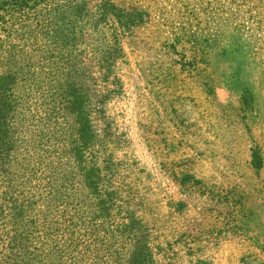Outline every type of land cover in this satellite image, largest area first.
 <instances>
[{
  "label": "rangeland",
  "instance_id": "1",
  "mask_svg": "<svg viewBox=\"0 0 264 264\" xmlns=\"http://www.w3.org/2000/svg\"><path fill=\"white\" fill-rule=\"evenodd\" d=\"M52 7L46 26L0 10V77L18 47L28 75L45 73L32 52L51 34L57 76L51 91L15 89L0 251L15 243L39 264H124L134 250L138 264H264V0ZM57 170L70 173L51 202Z\"/></svg>",
  "mask_w": 264,
  "mask_h": 264
},
{
  "label": "trees",
  "instance_id": "2",
  "mask_svg": "<svg viewBox=\"0 0 264 264\" xmlns=\"http://www.w3.org/2000/svg\"><path fill=\"white\" fill-rule=\"evenodd\" d=\"M53 3L54 0H0V10L6 8L5 10L8 14H11L10 17L13 19V15L15 14L21 17L24 15L26 19H34L36 23L39 21V19H41V21L44 23L43 26H46L47 24L49 25L51 23L49 17L54 10V7H52ZM52 36L53 35L51 34V41L49 42V44L52 43L51 47L44 49L43 46H39L38 55L32 52L35 57L39 58L38 61L44 60L47 63H45L44 66L45 68H48V70L42 75L38 76L34 73L28 75L30 72L28 68L33 62H31L30 65L24 70V68L29 63L23 64L24 53L16 44H13V49L14 47L18 48L14 50V52L11 51L10 56L7 58L9 63L3 70L1 74L2 77H0V159L8 158L10 152L8 148H13L14 146L12 135L13 128L11 125L13 126L14 124L13 119L16 114L15 112L17 104L20 102L18 100V95L15 93V89L18 87V85H24L26 83V85L29 86L45 85L48 91H51L52 87L54 89L56 88L54 81L56 80L57 76L55 75L56 72H53L55 67L54 62L52 61L53 56L55 55L56 41L52 39ZM74 102H76V99ZM74 150L79 154L76 146ZM78 164L80 165L81 163ZM91 167H89V169H93ZM51 168L53 169V166H51ZM51 172H54V174L51 176L52 182L47 183V185H50V190L46 191L45 198L53 202L58 191V183L56 184V181L59 180L60 186H62V182L69 178L68 173H70V171L57 170ZM80 172L85 177V179H87V184L89 185L88 187H91V184H94L95 180L91 179V177L86 174L85 171ZM14 173L15 171L12 170L9 174ZM31 207H33V202H31V199L29 198L23 200V202L20 204H14L13 207H11L10 213L12 214V224H15L16 219H26L28 215L24 214L30 212L32 210ZM19 222L20 220L18 221V224ZM11 241H15L14 235L11 237ZM142 255L143 253H141L139 250H134V252H130L127 257H125L126 263L124 264H138L139 260L145 259V257H141ZM30 261L39 264L42 262V258L40 257V254H36L34 252H30L28 255L24 249L16 246L15 243L7 246L2 252L0 251V264H28Z\"/></svg>",
  "mask_w": 264,
  "mask_h": 264
}]
</instances>
